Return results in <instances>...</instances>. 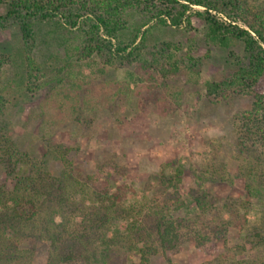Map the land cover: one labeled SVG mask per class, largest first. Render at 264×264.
Masks as SVG:
<instances>
[{
	"label": "trees",
	"instance_id": "16d2710c",
	"mask_svg": "<svg viewBox=\"0 0 264 264\" xmlns=\"http://www.w3.org/2000/svg\"><path fill=\"white\" fill-rule=\"evenodd\" d=\"M0 5L6 8L0 13V30L16 25L22 39L27 92L37 94L44 86L43 68L33 56L40 23L58 22L68 31H81L85 41L78 47L80 57L99 56L102 72L136 63L134 70H127L129 86L144 82L147 73L154 80L156 74L166 80L183 67L190 77L199 75L201 60L189 53L179 57L181 44L147 43L160 27L184 25L192 30L196 17L203 21L209 43L222 48L241 43L245 53L231 73L205 82L206 96L253 97L251 108L234 116L237 167L229 169L228 159L216 154L200 173L192 172L187 201L178 192L184 175L181 164L164 166L152 197L126 205L118 192L101 189L92 177L77 173L65 145L56 148L62 169L55 173L45 160L0 133V164L14 181L12 188L0 182V264H150L153 255L176 252L189 241L216 254L232 226L248 231L245 240L252 247L264 246V222L249 230L248 211H241L250 207L248 199L264 200V0H0ZM134 9L144 19L137 34L125 39V15ZM230 54L235 56L234 51ZM8 61L0 53V115L16 99L1 83ZM192 80L197 83L199 76ZM236 179L243 180L248 199L229 197L217 204L206 183ZM122 221L128 224L125 229L119 228ZM134 252L138 262L131 257Z\"/></svg>",
	"mask_w": 264,
	"mask_h": 264
},
{
	"label": "rangeland",
	"instance_id": "374dc122",
	"mask_svg": "<svg viewBox=\"0 0 264 264\" xmlns=\"http://www.w3.org/2000/svg\"><path fill=\"white\" fill-rule=\"evenodd\" d=\"M254 1L257 0H248ZM5 11V6L0 5V13ZM125 16L128 29L123 37L131 39L144 14L134 9ZM192 26V30L184 25L157 28L147 43L181 44L179 57L189 53L201 60L199 75L190 77L183 67L178 75L166 80L160 74L154 80L147 73L144 82L127 86L131 81L127 70H134L136 63L102 72L104 64L99 56L94 55L92 62L80 57L78 49L85 41L81 31H68L58 22L40 23L33 56L43 68L40 79L44 86L37 94L24 88L26 65L18 27L0 30V53L10 58L1 71V83L16 98L0 115V133L10 136L22 151L45 160L55 173L62 169L56 148L65 145L77 173L92 177L101 189L118 192L126 205L152 197L164 166L181 164L184 175L178 192L187 201L192 172L206 167L216 154L228 159L229 169L237 167L234 116L251 108L253 102L252 96L242 94L227 98L206 96L205 82L231 73L238 57L245 53L241 43L231 48L209 43L202 20L194 17ZM196 76L197 83L192 80ZM167 171L172 173L174 168ZM0 182L9 188L14 185L3 164ZM206 185L217 204L229 197L248 199L243 180L208 181ZM248 200L250 207H242L241 211H248L247 227L251 230L264 222V200ZM127 226L126 221L119 224L121 229ZM247 232L230 227L227 242L219 243L216 254L189 241L176 252L153 255L150 264H264V246L252 247L245 240ZM131 257L136 262L140 260L136 252Z\"/></svg>",
	"mask_w": 264,
	"mask_h": 264
}]
</instances>
